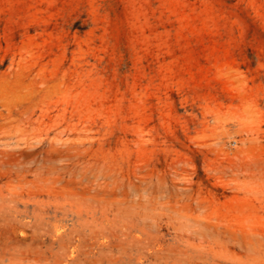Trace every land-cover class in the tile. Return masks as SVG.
I'll return each instance as SVG.
<instances>
[{"label": "rangeland", "instance_id": "rangeland-1", "mask_svg": "<svg viewBox=\"0 0 264 264\" xmlns=\"http://www.w3.org/2000/svg\"><path fill=\"white\" fill-rule=\"evenodd\" d=\"M0 264H264V0H0Z\"/></svg>", "mask_w": 264, "mask_h": 264}]
</instances>
